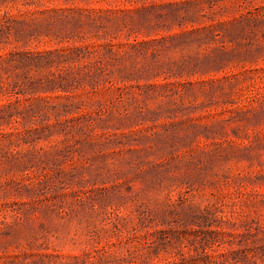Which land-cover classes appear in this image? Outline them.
I'll return each instance as SVG.
<instances>
[{
    "label": "rangeland",
    "instance_id": "rangeland-1",
    "mask_svg": "<svg viewBox=\"0 0 264 264\" xmlns=\"http://www.w3.org/2000/svg\"><path fill=\"white\" fill-rule=\"evenodd\" d=\"M0 264H264V0H0Z\"/></svg>",
    "mask_w": 264,
    "mask_h": 264
}]
</instances>
